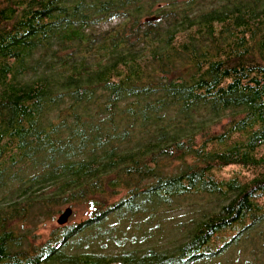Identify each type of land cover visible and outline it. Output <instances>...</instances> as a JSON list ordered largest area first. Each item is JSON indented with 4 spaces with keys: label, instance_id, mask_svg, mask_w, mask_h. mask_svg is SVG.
<instances>
[{
    "label": "trees",
    "instance_id": "1",
    "mask_svg": "<svg viewBox=\"0 0 264 264\" xmlns=\"http://www.w3.org/2000/svg\"><path fill=\"white\" fill-rule=\"evenodd\" d=\"M0 264H264V0H0Z\"/></svg>",
    "mask_w": 264,
    "mask_h": 264
},
{
    "label": "rangeland",
    "instance_id": "2",
    "mask_svg": "<svg viewBox=\"0 0 264 264\" xmlns=\"http://www.w3.org/2000/svg\"><path fill=\"white\" fill-rule=\"evenodd\" d=\"M116 21L114 20L112 23L105 24V28L108 27L110 24H114ZM220 176H230L231 172L226 171V172H219L218 173ZM208 208V203H202L197 206L189 205L185 207L184 209L178 210L177 212L173 213V216L175 218V223L187 226L191 218L195 217L197 215L196 213L202 209ZM88 212V207L83 205L81 207H78L77 209L73 208V214L69 218L68 223H73V222H78L82 219H84L87 215L86 213ZM60 215V214H59ZM58 218V217H57ZM57 218L54 222H46L45 226L40 230L41 233L47 234L52 228H54L55 225H59L57 223ZM166 240L164 241V243Z\"/></svg>",
    "mask_w": 264,
    "mask_h": 264
},
{
    "label": "water",
    "instance_id": "3",
    "mask_svg": "<svg viewBox=\"0 0 264 264\" xmlns=\"http://www.w3.org/2000/svg\"><path fill=\"white\" fill-rule=\"evenodd\" d=\"M159 19L158 16L153 15V16H148L146 17V21L152 22V21H157ZM73 214V208L72 207H67L57 218V223L60 226H63L69 222V218Z\"/></svg>",
    "mask_w": 264,
    "mask_h": 264
}]
</instances>
